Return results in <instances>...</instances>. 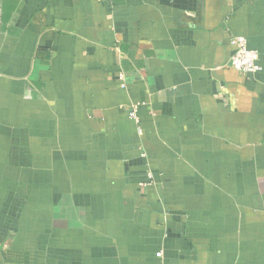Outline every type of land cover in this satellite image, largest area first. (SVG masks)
<instances>
[{
  "label": "crops",
  "instance_id": "1",
  "mask_svg": "<svg viewBox=\"0 0 264 264\" xmlns=\"http://www.w3.org/2000/svg\"><path fill=\"white\" fill-rule=\"evenodd\" d=\"M0 264H264V0H0Z\"/></svg>",
  "mask_w": 264,
  "mask_h": 264
},
{
  "label": "built area",
  "instance_id": "2",
  "mask_svg": "<svg viewBox=\"0 0 264 264\" xmlns=\"http://www.w3.org/2000/svg\"><path fill=\"white\" fill-rule=\"evenodd\" d=\"M232 43L235 47V52L230 59V67L246 77L255 76L260 72V55L257 51L248 47L247 39L243 36L234 37ZM131 117L139 122L136 108L131 113ZM157 256L162 258V252H159Z\"/></svg>",
  "mask_w": 264,
  "mask_h": 264
}]
</instances>
